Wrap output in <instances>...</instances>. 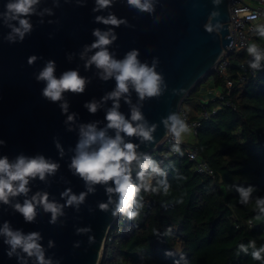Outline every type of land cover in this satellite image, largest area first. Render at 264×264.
<instances>
[{
    "label": "water",
    "instance_id": "obj_1",
    "mask_svg": "<svg viewBox=\"0 0 264 264\" xmlns=\"http://www.w3.org/2000/svg\"><path fill=\"white\" fill-rule=\"evenodd\" d=\"M8 2L0 0V13L6 12ZM80 2L86 6H77V0H40L29 18L33 29L30 34H25L23 42L8 26L19 27L18 21L11 20L6 24L5 17L0 16V140L6 141L5 145H0V157L7 155L9 161L15 163L21 154L28 157L44 155L60 164L54 175H47L43 181L32 180L27 196L21 194L11 197L9 204L0 203V264H24L25 261L38 264L35 256L29 257L22 249H17L11 258L7 255L12 249L5 244L7 237L2 231L5 222H9L12 231L22 230L25 235L39 232L38 243L51 264H99L108 233L119 218L98 208L99 203L108 200L106 188L114 187V184H92L95 191L88 192L89 185L73 175L68 167L76 155L81 126L95 124L97 131L105 130L108 123L105 116L115 103L113 99H104L115 91V77L104 80L103 69L95 64L86 67L91 56L99 51L85 50L97 39L93 30L105 31L111 27L96 23V16L107 17L114 13L118 19L127 21V26L122 24L115 29L118 38L108 46L113 58L122 60L128 52L138 49L141 63H147L149 67L156 63V71L163 77L159 97L141 100L130 88L129 93L119 98V110L126 119H131V110L135 106L144 115V121L138 123H146L149 128L157 125L156 142L141 145L140 150L148 154L156 150L166 136L163 121L172 114L178 115L184 98L211 73L223 48L232 42V36L228 37L230 13L227 0H219V3L215 0H153L155 11L151 14L128 7L126 0H114L113 7L98 12L92 10L95 0ZM213 13L217 15L213 16ZM209 22L213 26L211 33L204 27ZM9 35L14 36V41L7 39ZM32 55L43 59H37L29 66L27 61ZM49 59L56 62L57 78L64 71L77 70L86 79L83 94L65 92L63 100L56 103L42 97L45 82H37L34 74H38ZM64 102L68 104L66 114L60 107ZM90 102L99 105L95 114L84 106ZM72 114L75 119L66 122L67 116ZM107 134L114 138L116 132L107 129ZM54 137L60 148L56 147ZM125 140L140 143L137 137L125 136ZM68 188L77 196L88 193L78 207L75 203L68 206L67 198L62 197ZM36 192H47L50 202L64 205L63 215H58L54 225L49 223L52 214L45 212L42 205H37L34 222H25L15 210L16 203L22 204ZM87 226L92 227V233L77 234L78 228ZM93 234L96 243L89 245L88 237ZM76 242H80V248L74 247Z\"/></svg>",
    "mask_w": 264,
    "mask_h": 264
},
{
    "label": "clouds",
    "instance_id": "obj_2",
    "mask_svg": "<svg viewBox=\"0 0 264 264\" xmlns=\"http://www.w3.org/2000/svg\"><path fill=\"white\" fill-rule=\"evenodd\" d=\"M69 2V0H66ZM219 3V0H215ZM40 0H9L5 5L6 12L0 13L5 17V23L8 21H18L19 27L8 24L12 28L13 33L19 34L21 42L25 38V34H30L33 25L30 23V16L35 13V5ZM128 7L137 10L140 13H153L155 11L153 0H126ZM59 7V4H56ZM77 6L84 7L86 4L77 0ZM114 6V0H95L93 12L101 9H108ZM213 16L217 13H213ZM253 17H250V19ZM96 23H103L111 26L108 30L102 31L99 28L93 30V35L97 38L90 46H86V51L99 49L87 61L86 67L95 64L97 68L103 69L106 75L102 79L108 80L115 77L116 89L109 93L105 100L113 99L114 106L107 112L105 119L108 121L107 127L103 131H97L95 124L81 126V138L76 145V155L72 157L69 170L73 175L80 177L86 182L88 192H94L92 184L109 185L107 187L108 200L105 203H99L98 208L116 218L123 215L128 220L135 221L140 216L144 208V193H163L165 196L169 194L171 185L167 179V172L161 167L160 163L154 160L148 153L141 151V145H152L156 142L154 133L157 125L153 124L150 128L146 123H138L144 121V115L139 108L133 106L131 110V119H126L125 115L120 112L119 98L130 92V88L134 89L141 100L145 98L159 97L161 95V83L163 77L156 71V63L149 67L147 63H141L138 59L140 53L138 49L128 52L124 59L117 60L113 58L109 51L111 45L118 37L115 29L122 24L127 26L125 19H118L114 13H109L107 17L96 16ZM205 30L209 33L213 31V26L209 22L205 26ZM260 35L264 36V32ZM9 41H14V36L7 37ZM247 54L254 57L249 61V65L253 70L262 68L261 61H264V51L259 50L258 45L252 44L247 48ZM37 59H43L32 55L28 58V65L32 66ZM55 60H46L45 66L38 74H34L37 82H45V86L41 89V95L44 99L56 103L63 100L65 92L83 94L86 88V79L82 77L77 70L64 71L59 78L56 73ZM130 103V101H128ZM90 113L95 114L99 105L96 102L86 103L84 105ZM63 113H67L68 104L66 102L60 104ZM75 114L68 115L67 121H73ZM166 127V135L170 136L174 141L172 151L183 155L180 145L184 142L185 135L191 134V128L186 118L180 115L172 114L163 121ZM107 129H114L115 137L107 134ZM127 137H137L140 143H134L131 140L126 141ZM57 148L60 144L53 138ZM6 141L0 140V145H5ZM61 155L63 149L61 148ZM60 168V164L52 162L51 158H45L44 155H36L28 157L23 154L19 155L15 163L9 161L7 155L0 157V203L9 204L11 197H18L21 194L27 196L31 191L29 184L32 180L39 178L45 180L47 175H54ZM135 172V179L133 173ZM182 179V177H177ZM155 182V183H154ZM235 191L239 196V203L248 205L253 199V193L257 190L255 186L234 185ZM87 192L80 193L79 196L72 194V189H66L61 195L67 198V205L71 206L85 201ZM118 197V199L116 198ZM177 203H183L182 199ZM37 205H42L45 212H50V224H55L58 215H63L64 205L49 201V193L36 192L31 199H25L24 202L16 203L14 208L19 212L25 222H34L37 214ZM115 206L114 209L112 206ZM255 209L257 211L256 219L264 217V196L255 197ZM3 234L7 239L5 244L10 245L12 251L7 255L11 258L17 249H22L29 257L35 256L38 264H51L50 260H46L38 241L41 239L39 232H32L25 235L22 230L12 231L9 222H5ZM172 229L169 228L164 235L171 234ZM91 226L77 229V234L92 233ZM156 235L160 233L157 231ZM89 245L96 243L95 235H89ZM75 248H80V242L74 244ZM250 255L254 261L264 264V244L257 245L255 239L249 240L245 245L241 243L237 249V255L240 253ZM165 255L173 257L175 253L166 250ZM24 258L21 257V260ZM187 264L186 258L180 256L179 260H174V264ZM24 264H27L25 261Z\"/></svg>",
    "mask_w": 264,
    "mask_h": 264
},
{
    "label": "trees",
    "instance_id": "obj_3",
    "mask_svg": "<svg viewBox=\"0 0 264 264\" xmlns=\"http://www.w3.org/2000/svg\"><path fill=\"white\" fill-rule=\"evenodd\" d=\"M256 40L264 47V36L258 34ZM245 61L246 52L232 55V76ZM211 75L198 82L183 102L195 110L189 113L192 119L203 108L219 106L202 122L196 140L215 177L197 173L187 159L172 156L168 144L160 145L149 155L166 170L169 194L142 192L140 216L135 221L119 216L99 264H174L180 256L187 264H260L250 255H237V249L253 239L258 246L264 244V217L256 219L255 209V197L264 196V71L248 83L236 84L229 97L236 110L198 100L202 83ZM213 76L215 86L225 93V79ZM237 184L256 187L248 205L239 203ZM179 199L183 203H177ZM169 228L171 234L164 235ZM166 250L175 255L166 256Z\"/></svg>",
    "mask_w": 264,
    "mask_h": 264
},
{
    "label": "built area",
    "instance_id": "obj_4",
    "mask_svg": "<svg viewBox=\"0 0 264 264\" xmlns=\"http://www.w3.org/2000/svg\"><path fill=\"white\" fill-rule=\"evenodd\" d=\"M227 2L230 13L228 37L232 36V42L230 45L223 48L220 57L211 70L213 75L225 79L226 92L224 93L220 88L215 87L214 91H211L208 97L202 98V102L218 103L236 110L237 106L232 103L229 98L232 95L236 84L248 83L252 78L258 76L264 71V61H261L262 68L260 70H253L249 65V61L254 60V57L247 54V48L252 44L258 45L259 50L264 51V47H262L256 40L257 35L264 32V0H227ZM250 17L253 18L250 19ZM238 48H240L239 53L246 52L247 61L242 62L238 72L235 76H232L233 74L230 73L229 66L231 63V57ZM218 109L219 106L213 107L212 109L203 108L197 114V117L192 119L189 111L184 107L183 102L178 115H180L181 118H186V121L192 130L191 135L194 139H197L202 122L215 115ZM173 143L174 141L172 138L166 135L161 145L168 144L171 155L187 159L193 164V169L197 173L209 177H215L213 168L207 160L200 155L196 142H189L184 139V142L180 145L183 155L172 151ZM117 221L118 219L115 223ZM249 225L252 226L251 222H249ZM113 226L108 233L106 242H111L114 238L113 234H111ZM118 232H121V230L119 229Z\"/></svg>",
    "mask_w": 264,
    "mask_h": 264
},
{
    "label": "crops",
    "instance_id": "obj_5",
    "mask_svg": "<svg viewBox=\"0 0 264 264\" xmlns=\"http://www.w3.org/2000/svg\"><path fill=\"white\" fill-rule=\"evenodd\" d=\"M213 85H214V86H208L207 89H209V91H211L210 88H215V87H216L215 84H214V80H213ZM205 91L207 92L206 88H203V87L201 86L200 91H199L200 95H199V97H198V98H199L198 100H200V98H204V97L206 98V97L209 96V93H210V92L207 94ZM185 106H187V108H186ZM184 107L189 111V113L191 112V114L195 112V110L193 109V107H192L190 104H188L187 102H186V104L184 105ZM190 135H191V134H190ZM188 136H189V135L186 134L185 137H184V139L187 140V141H189V142H196L197 139H194V141H190V140L188 139Z\"/></svg>",
    "mask_w": 264,
    "mask_h": 264
},
{
    "label": "rangeland",
    "instance_id": "obj_6",
    "mask_svg": "<svg viewBox=\"0 0 264 264\" xmlns=\"http://www.w3.org/2000/svg\"><path fill=\"white\" fill-rule=\"evenodd\" d=\"M239 50H240V48H238L237 51H236L234 54L239 53ZM234 54H233V56H234ZM213 78H214V76L211 75L210 78H209V80H208L207 82H203L202 85H201L203 88H206L207 92H206V91H205V92H206L207 94H208L209 92H211V91H214V89H215V88H210L211 91H209V89H207L208 86H214V85H213ZM209 94H210V93H209ZM198 99H199V98H198ZM185 107L187 108V106H185ZM188 139H189L190 141H194V137H193L192 135H189V136H188Z\"/></svg>",
    "mask_w": 264,
    "mask_h": 264
}]
</instances>
